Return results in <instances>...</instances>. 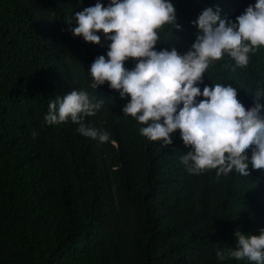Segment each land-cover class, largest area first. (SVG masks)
Listing matches in <instances>:
<instances>
[{"label":"trees","instance_id":"16d2710c","mask_svg":"<svg viewBox=\"0 0 264 264\" xmlns=\"http://www.w3.org/2000/svg\"><path fill=\"white\" fill-rule=\"evenodd\" d=\"M170 2L180 29L165 25L156 50L184 54L205 8L235 22L256 0ZM95 3L0 0V264H254L215 253L235 247L236 230L258 235L264 228V171L249 164L247 177L191 174L178 130L172 145L150 141L139 131L144 125L124 115L128 97L107 82L89 87L88 68L106 57L110 42L102 33L103 46L74 37L67 21ZM216 83L254 106L253 94L264 90V47L246 67L226 54L212 62L198 86ZM72 90L103 101L84 122L108 132V142L81 135L70 119L45 122L49 102Z\"/></svg>","mask_w":264,"mask_h":264},{"label":"clouds","instance_id":"9594fccd","mask_svg":"<svg viewBox=\"0 0 264 264\" xmlns=\"http://www.w3.org/2000/svg\"><path fill=\"white\" fill-rule=\"evenodd\" d=\"M220 9L205 8L192 22L197 29L189 50L180 54L156 50L159 31L165 25L177 30L176 10L170 0H99L94 6L75 12L67 21L74 37L102 45V33L108 51L94 59L88 68L92 79L89 87L96 89L107 82L128 97L124 115L144 125L140 133L150 141L172 145V134L179 131L185 148L189 149L181 163L191 174L216 170V175L233 171L247 177L249 164L253 170L264 171V90L253 94L254 106L246 108L237 98V89L216 83L198 86L210 64L225 54L239 67H246L250 55L264 47V0H256L232 20L221 19ZM75 22V27H71ZM136 61L131 70L124 65ZM198 97H203L197 101ZM103 101L94 102L88 92L72 90L57 96L48 104L44 120L49 125L71 120L77 132L85 137L109 141V133L85 124V117L95 116ZM38 133L32 132L33 138ZM251 151L249 157L248 151ZM258 235L234 232L235 247L216 249L219 260L230 258L264 264V228Z\"/></svg>","mask_w":264,"mask_h":264}]
</instances>
